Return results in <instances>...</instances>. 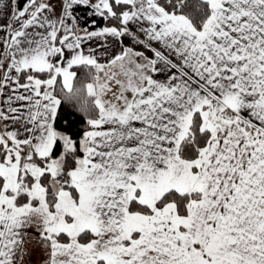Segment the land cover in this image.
Returning <instances> with one entry per match:
<instances>
[{"label": "snow or ice", "instance_id": "6c2138e0", "mask_svg": "<svg viewBox=\"0 0 264 264\" xmlns=\"http://www.w3.org/2000/svg\"><path fill=\"white\" fill-rule=\"evenodd\" d=\"M0 264H264V0H0Z\"/></svg>", "mask_w": 264, "mask_h": 264}, {"label": "trees", "instance_id": "16d2710c", "mask_svg": "<svg viewBox=\"0 0 264 264\" xmlns=\"http://www.w3.org/2000/svg\"><path fill=\"white\" fill-rule=\"evenodd\" d=\"M69 112L74 113L73 115H70L68 118L74 122V126H78L81 123L80 116L78 113H76L74 108H69Z\"/></svg>", "mask_w": 264, "mask_h": 264}]
</instances>
